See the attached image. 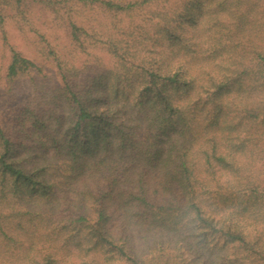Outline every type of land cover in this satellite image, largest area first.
<instances>
[{"label":"trees","instance_id":"obj_1","mask_svg":"<svg viewBox=\"0 0 264 264\" xmlns=\"http://www.w3.org/2000/svg\"><path fill=\"white\" fill-rule=\"evenodd\" d=\"M28 2L0 32L34 30L61 87L0 116V264H264V0Z\"/></svg>","mask_w":264,"mask_h":264},{"label":"rangeland","instance_id":"obj_2","mask_svg":"<svg viewBox=\"0 0 264 264\" xmlns=\"http://www.w3.org/2000/svg\"><path fill=\"white\" fill-rule=\"evenodd\" d=\"M25 2L29 3L28 0ZM29 11L30 7L28 13ZM29 14L33 28L38 29L39 33L47 34V38L54 45L64 46L66 43L64 30L55 26L48 11L33 5ZM7 37L8 39L5 40L0 32V116L14 115L18 109L27 104L42 110L43 108L50 110L54 107L51 102L58 94L61 81L51 62L40 52V46L43 44L39 35L34 30L21 32L12 22H9ZM11 48L34 61L40 67V71L35 70L28 75L9 79L7 70L12 57ZM93 54V57L82 55L75 62L81 68L91 67L85 70V77L93 71L101 73L104 69L113 67L110 62L111 57L101 49H93ZM56 110L61 115L65 114L62 108H56Z\"/></svg>","mask_w":264,"mask_h":264}]
</instances>
